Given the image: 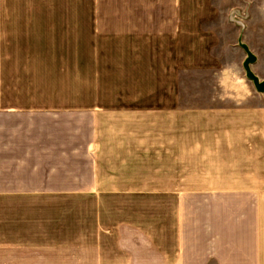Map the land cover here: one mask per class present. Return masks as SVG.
Listing matches in <instances>:
<instances>
[{
    "label": "rangeland",
    "instance_id": "rangeland-1",
    "mask_svg": "<svg viewBox=\"0 0 264 264\" xmlns=\"http://www.w3.org/2000/svg\"><path fill=\"white\" fill-rule=\"evenodd\" d=\"M239 40L256 57L252 72L264 80V0H0L2 97L26 100L27 107L101 100L111 109L151 101L146 107L163 110V117H144L142 125L153 121L157 131L163 123L166 137L168 123L177 144L170 162L145 156L155 169H171L168 196L107 193L99 205L93 196L65 192L38 199L0 192V264H82L83 241L120 217L148 227L160 242L173 241L178 149L189 145L188 159L199 160L211 132L237 130L227 118L248 113L244 107L230 113L233 105L250 99L264 106V93L245 76ZM209 173L189 172L188 191L208 187ZM98 207L103 213L94 218Z\"/></svg>",
    "mask_w": 264,
    "mask_h": 264
},
{
    "label": "crops",
    "instance_id": "crops-1",
    "mask_svg": "<svg viewBox=\"0 0 264 264\" xmlns=\"http://www.w3.org/2000/svg\"><path fill=\"white\" fill-rule=\"evenodd\" d=\"M3 94L0 88V192L37 199L65 192L93 196L99 205L107 193L170 194L171 169H155L145 157L170 162L176 149L171 145H177L168 123L166 137L163 123L157 131L153 121L142 125L144 117H163V110L146 107L151 101L129 100L111 109L101 100L82 107L55 101L27 107L26 100ZM251 101L231 107L230 113H248L241 120L227 118L237 130L211 132V146L199 152V160L188 159L194 154L189 145L178 149L173 241L160 242L148 227L120 217L83 241L82 264H264V106ZM201 167L211 182L189 192L188 173ZM101 213L98 207L94 218ZM100 232L113 243H103Z\"/></svg>",
    "mask_w": 264,
    "mask_h": 264
},
{
    "label": "water",
    "instance_id": "water-1",
    "mask_svg": "<svg viewBox=\"0 0 264 264\" xmlns=\"http://www.w3.org/2000/svg\"><path fill=\"white\" fill-rule=\"evenodd\" d=\"M238 44L243 48V50L246 53V59L243 62V68L245 71V76L248 80L252 81L255 90L258 93H264V80H260L251 70L250 66L256 61V57L254 54L250 51L248 46L241 42V40L238 41Z\"/></svg>",
    "mask_w": 264,
    "mask_h": 264
}]
</instances>
